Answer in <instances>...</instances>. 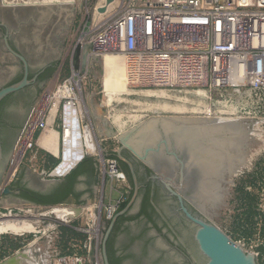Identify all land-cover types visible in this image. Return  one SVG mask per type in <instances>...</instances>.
I'll return each mask as SVG.
<instances>
[{
	"label": "rangeland",
	"instance_id": "374dc122",
	"mask_svg": "<svg viewBox=\"0 0 264 264\" xmlns=\"http://www.w3.org/2000/svg\"><path fill=\"white\" fill-rule=\"evenodd\" d=\"M79 3L81 0H0L1 10H17L19 14H24L27 7L33 6L35 15L42 16L44 23L46 22L48 25L46 33L50 34L52 38L53 36L57 37L59 41L55 48L50 45L55 43L54 41L47 44L48 47L44 54L48 62H55L54 72L39 87L29 108L25 124L40 103L45 90L48 88L54 90L56 85L68 77L72 54L74 67L77 68L79 48H75V42L78 29L90 19V15H85V10L81 9ZM82 75L83 78L79 84L81 90L80 127L83 134L81 141L84 145L83 142L87 143V140L90 139L89 141L96 145V152H87L83 158H92L96 164L93 197L83 206L77 205L73 198L54 206L12 203L1 198L0 211L5 217L11 216L17 221H31L35 229L30 233H0V264L8 263L19 254L24 256L20 264H30V261L32 264H47L55 254L64 256L75 252L85 257L90 254L94 258L98 257L99 250L96 247L102 234L100 228L98 230V221L96 220L98 205L102 193L103 202H108L110 182L108 177H105V181L103 179L102 161L116 160L117 167L130 188L125 191V195L128 197L132 190L128 178V166L117 158V154H120L124 160H127L128 156L133 157V154L127 148L120 151L121 143L117 138L107 137L111 128L116 130L115 125L112 124L115 117H119V121L122 123V130L119 133L128 132L140 123L153 118H189L180 125H174L176 129L170 126L165 128L163 124L166 123L164 122L160 124L158 130L151 123L142 128L141 140L151 144L150 147L154 150L150 154L161 153L166 160H170L173 164L163 172L158 167L157 169L174 180L175 185L186 197V204L196 214L218 228L233 242L243 245L244 250L251 252L257 245V238L264 243V230L259 237L257 232L259 225L255 223L256 213L260 209L259 195L264 185V124L245 121L242 123L239 119L237 121L236 116H233L232 120H225L224 118L229 116L220 113L223 110L217 104L220 98L213 94L211 96L204 95L206 98L197 97L195 94L202 90H186L177 94L166 91L165 87H156L151 81L141 82L138 79L132 83L128 77L127 61L122 57L95 61L87 70L83 71ZM108 89L123 90V92L120 96L107 102L108 96L112 98V95L106 91ZM152 90L161 91L160 93L167 94V97L154 98L142 95L143 91ZM213 117L224 119L225 121H221V123L224 122L226 125L220 127L219 130L210 131L211 128H204L203 123L190 122V120L202 119L208 123L209 118ZM191 123L198 124L200 127L196 126L195 129ZM178 128H189L190 132L195 130V135L199 133L196 136L198 137L196 144L200 145H198L200 150L197 153L203 155L202 160L197 161L199 157H193L192 160L202 164L204 163L203 158H206L205 163L212 164V171L209 170L205 175H200V169L196 167L197 171L190 166L188 171L186 170L189 163L187 164L183 150L177 148L175 143V132ZM53 129L57 131L59 138L58 159L54 162L59 163L64 149L62 127L58 118L55 120ZM20 134L14 147L5 154L4 160L0 164L1 180L14 155ZM85 136L88 138L86 139ZM163 140H166V144L162 142ZM156 149L158 151H155ZM40 153L46 155L44 151ZM32 154H27V160L23 162L24 165L21 169V176L25 170H28L29 176L35 180L32 187L37 189L40 186L38 182L42 177L32 172L28 162ZM36 162L38 167L39 160L37 159ZM181 165H183L182 170L185 175L182 183L179 178ZM102 186H104V192L101 191ZM83 187L86 185L84 184ZM118 198L119 194L114 192L112 200L116 201ZM158 205L165 215L171 217L172 229L181 244L195 256L196 260L202 261L198 257L196 244L193 241L194 230L174 216L176 209L174 203L160 197ZM55 209H64L65 215L68 212H79L73 218L63 221ZM246 226L250 228L248 232L252 235L245 234L243 228L246 229ZM252 227L253 229H251ZM96 229L97 236V232L93 231ZM166 234L172 237L170 232ZM245 236L249 240L244 238ZM85 243L87 244L86 248L83 246ZM133 243L138 244L135 246L134 258H129L131 264H168L165 261V256L162 257V252L168 248L165 236L156 235L150 243L139 239ZM167 258L171 261L180 262L181 260L177 254L169 255ZM96 262L93 259V263L96 264Z\"/></svg>",
	"mask_w": 264,
	"mask_h": 264
},
{
	"label": "built area",
	"instance_id": "2783aa9c",
	"mask_svg": "<svg viewBox=\"0 0 264 264\" xmlns=\"http://www.w3.org/2000/svg\"><path fill=\"white\" fill-rule=\"evenodd\" d=\"M79 5L90 19L78 29L77 68L72 54L68 77L54 90H45L20 134L2 188L17 179L27 154L33 153L28 159L31 163L38 138L57 118L63 134L70 116L68 107L79 108L83 71L106 56L126 59L128 69L134 65L141 82L151 81L177 94L197 89L202 90L195 94L197 97L218 96L217 104L223 109L220 113L229 116L224 119L236 116L237 121L264 124V0H112L108 4L106 0H81ZM54 102L57 108L51 116ZM76 115L81 119L80 108ZM83 158L66 172L56 174L64 160L63 152L60 162L42 179L65 178ZM102 167L104 181L105 177L110 180L109 200L103 208L98 205V223L115 215L126 201L128 189L116 160H103ZM114 192L119 194L116 201L112 200ZM259 196L258 211L264 214V185ZM3 216L0 211V219ZM259 247L264 252V243L257 238L251 252L243 250L264 264ZM92 258L77 252L55 254L47 264H95Z\"/></svg>",
	"mask_w": 264,
	"mask_h": 264
},
{
	"label": "flooded vegetation",
	"instance_id": "af4514ba",
	"mask_svg": "<svg viewBox=\"0 0 264 264\" xmlns=\"http://www.w3.org/2000/svg\"><path fill=\"white\" fill-rule=\"evenodd\" d=\"M26 10L24 14H19L17 10L0 9V91L20 82L25 76L23 62L13 53L24 59L28 81V84L21 90L0 99V145L2 153L0 164L4 160L5 154L14 147L20 132L23 130L29 108L39 87L51 70L55 68V62H48L44 53L49 42H55L50 44L52 48L58 46V38L54 36L52 38L50 34L46 33L48 25L46 22L44 23L42 16L35 15L33 6L27 7ZM127 160L132 166L134 175L133 179L132 171L128 167V178L132 187L131 193L110 220L101 219L99 221L98 230L100 228L102 234L96 247L99 250L98 257L95 256L93 259L97 261V264H104L102 257L103 239L108 232L104 242L108 264H131L129 258H134L135 246L138 244L133 243V241L139 239L145 243H150L156 235L166 238L168 248L162 252V257L165 256V261L168 264H180L181 262L182 264H205L207 260L200 253L197 245L198 257L202 261L196 260L195 256L181 244L172 229L171 217L165 215L158 205L160 197L169 199L174 203L176 206L174 216L180 219L182 223L191 226L194 233L197 226L181 212L176 199L170 196L159 182L152 180L155 173L150 166L134 156H128ZM125 165L127 166V164ZM21 171L17 179L5 187L9 188L10 195L2 194L4 188L1 187L2 180L0 179V199L12 203L33 204L30 199L35 198L33 193H37L36 189L32 187L35 180L29 176L28 170H25L22 176ZM78 181L79 183L74 187V192L79 194L76 203L83 206L93 197L95 178H89L85 175L80 177ZM84 184L86 185L85 189L80 190V186ZM135 188H137V193L131 202ZM128 189L130 188L128 187ZM99 203L103 208L105 203L102 197ZM185 206L194 216H199L186 202ZM168 232L172 234V237L167 236L166 233ZM173 254L179 255L182 261H171L167 258Z\"/></svg>",
	"mask_w": 264,
	"mask_h": 264
},
{
	"label": "bare ground",
	"instance_id": "6f19581e",
	"mask_svg": "<svg viewBox=\"0 0 264 264\" xmlns=\"http://www.w3.org/2000/svg\"><path fill=\"white\" fill-rule=\"evenodd\" d=\"M108 58H117V57L106 56L103 59V61L108 59ZM141 65L142 64H139V67H141ZM136 73L138 74L134 65L129 67L128 77H129V81H131L132 83L137 80V78L135 76ZM106 91L109 93V95L110 94L112 95V98L108 96L107 102L112 101L114 99V97L120 96V94H122V92H123V90H112V89H108ZM125 91H127V90H125ZM160 92L161 91H158V90L143 91L142 95L148 96V97H154V98H165V97H167V94H163ZM127 93H128V91H127ZM123 94H125V93H123ZM80 100H81V97H80ZM56 104L57 103L54 102V104L50 108L51 116H54V114L56 112V108H57ZM78 110H79V108L77 105H75V106L70 105L67 109V114H70V116H69V121L67 120L68 122L66 123V126H65L64 131H63L64 160H63L61 167L57 169L56 174H62L64 172H66L77 161L82 159L87 152H91V153L96 152V145L92 141L90 142L89 141L90 139L87 140L88 141L87 143L83 142L84 145L82 144L81 138H83V134L81 132L80 119L78 120L77 115H76V111H78ZM173 110H175V109H173ZM225 120H227V119H225ZM225 120L213 117L212 119L209 118L208 123H205L206 120H202V119H196L194 121L190 120V122H192V123H199V122L203 123L202 126H204V128L208 127V128H211V129H209L210 131L211 130L213 131V130H219L220 127L225 126L226 124H224V122L221 123V121H225ZM183 121H185V120H183ZM210 122H213V123L210 124ZM112 124L115 125L117 133H119L122 130V123L119 121V117H115L112 121ZM214 124H216V125H214ZM163 125L165 126V128L170 126L171 128L176 129V127L174 125H170V124H163ZM196 126L200 127V125H198V124L197 125L195 124L192 127H194L196 129ZM189 128H187V129L178 128L177 129V131L175 132V135H176L175 143L177 144V148L179 147L180 150H183L187 164L189 163V165L186 164L187 165L186 170L188 171L189 166L192 167L193 169L196 167L197 169H200V171H199L201 173L200 175H205V173L208 172L209 170H211V171L213 170L212 164L205 163L207 161L206 158H203L204 163H202V164H199L197 162L199 159L202 160V156H203V155H201V153L200 154L197 153L198 150H200L198 148L199 144L198 145L196 144L197 143L196 140L198 138L196 136L199 133H197V131H196L197 135H195V133H194L195 130H194V132H190V131H188ZM190 130H191V128H190ZM157 132H159V131H157ZM151 135L153 136V134H151ZM206 136H207V134H206ZM85 138L87 139L88 137L85 136ZM58 141H59V138H58L57 131H55L52 128H49L46 130L45 135H43V137L41 138L40 145L43 148L50 151L51 153L57 155L58 151H59ZM193 157L194 158L199 157V158H197V161H193L192 160V159H194ZM148 159L156 167H158L162 172L166 169L168 170V168L171 167V165L173 166L172 162L170 160H166L161 155V153L157 154V155H151L150 154L148 156ZM201 165H203V166H201ZM197 169H196V171H197ZM192 175H194V174H192ZM68 211H71V210H68ZM55 212L58 213L59 217L62 218L63 221H66L68 218H73L74 216H76L79 211L78 212H71V213L68 212V214H66V215L64 214V209H55ZM95 212H97V211L95 210ZM23 220H25V219H23ZM34 229H35L34 225L31 223V221H17L16 218L11 217V216H8V217L3 216V218L0 219V233H11V234L30 233V232H33ZM23 257H24L23 254L16 255L12 260L8 261V263H6V264H20V262L23 260Z\"/></svg>",
	"mask_w": 264,
	"mask_h": 264
},
{
	"label": "water",
	"instance_id": "95a60500",
	"mask_svg": "<svg viewBox=\"0 0 264 264\" xmlns=\"http://www.w3.org/2000/svg\"><path fill=\"white\" fill-rule=\"evenodd\" d=\"M111 1L112 0H106V3L108 4ZM102 11L103 10L101 9L100 12ZM13 54L17 56L23 62L24 67H25V76L20 82L2 89L0 91V99H2L4 96L10 93H14L18 90H21L23 87H25L28 84V81L26 78V63L21 56L15 53ZM187 119L189 118H186V119L185 118L183 119L182 118H160V119L153 118V119H149L145 122L140 123L138 126H135L133 129L125 133H117L115 129L111 128L109 132L107 133V137L117 138L121 143L120 151L122 149L127 148L133 154L134 157H136L137 159L143 161L148 166H150L155 173V175L152 177V180L159 182L165 188V190L169 193V195L176 199L181 212L185 215V217L190 222H192L194 225L197 226L196 231L194 233V241L200 253L207 260L205 264H258L253 254L245 252L239 244L230 240L223 232H221L215 226L207 223L202 217L194 216L191 212H189V210L185 206L186 197L184 196L183 192L175 185L174 180L171 177L166 176L164 173L160 172L157 169V167L152 162H150L148 159L150 152L154 150L153 148L150 147L151 144L141 140L140 134H141L142 128H144V126H146L147 124L151 123L155 125L156 129L158 130L160 129V124L162 122L166 124L168 123L170 125H180L183 123V120H187ZM143 142L144 144L142 145ZM162 142L166 144V140H163ZM155 151H158V149H156ZM117 155H118L117 158L120 161L127 164V166L132 171L131 164L127 160H124L123 158H121L120 154H117ZM1 158H2V153H1V145H0V161H1ZM182 168H183V165H181V171H179V178H180L181 183L184 182V179H185L184 178L185 175H183ZM132 176L134 179L133 171H132ZM59 180L60 179H51L48 181L43 180L39 188L36 189V191L39 193H46V187L56 182H59ZM136 193H137V188H135L133 192L131 202L134 200ZM2 194L7 196V195H10L11 192L9 188H4L2 191ZM21 204H24V203H21ZM31 205H35V204H31ZM107 234L108 232L106 233L103 239L102 257H103L104 264H108L105 251H104V242L106 240Z\"/></svg>",
	"mask_w": 264,
	"mask_h": 264
},
{
	"label": "trees",
	"instance_id": "16d2710c",
	"mask_svg": "<svg viewBox=\"0 0 264 264\" xmlns=\"http://www.w3.org/2000/svg\"><path fill=\"white\" fill-rule=\"evenodd\" d=\"M54 72V69L51 70L49 75L46 77L48 79L52 73ZM45 79V80H46ZM87 176L89 178H95L96 177V164L95 161L92 158H85L83 159L65 178H63L57 185V187L50 193H33L35 195V198L30 199L33 204L38 206H54L61 204L62 202L68 200L69 198H73L76 202V200L79 197V194H76L74 192V187L77 183H79L78 179L83 176ZM257 219L255 221L256 225H259V228L257 229L259 237L262 234V231L264 230V214L259 212L256 213ZM250 228L246 226V229L243 228V231H245L247 236L252 235L250 232H248ZM253 229V227L251 228ZM245 236L244 238H249ZM259 251L263 252V249L259 247Z\"/></svg>",
	"mask_w": 264,
	"mask_h": 264
},
{
	"label": "crops",
	"instance_id": "0c3cea01",
	"mask_svg": "<svg viewBox=\"0 0 264 264\" xmlns=\"http://www.w3.org/2000/svg\"><path fill=\"white\" fill-rule=\"evenodd\" d=\"M49 128H52L51 126H48L47 129ZM45 129L40 137L38 138L37 142H36V153H35V157H32L30 160H31V163H30V167L32 169V172L37 174L39 177H42V175L44 174H47L49 172L52 171V169L56 166L57 162H54L56 159H58L57 155L51 153L50 151H48L47 149L43 148L41 145H40V140L41 138L43 137V135H45L46 133V130ZM45 152L46 155H43L42 153L40 152ZM39 160V165L37 167V162L36 160ZM45 181H48V179H44ZM62 179L59 180V182L61 181ZM43 181V179L41 178L39 180V185L41 184V182ZM44 181V182H45ZM59 182H56L54 184H51L49 186L46 187V193H50L52 192L58 185ZM81 189L80 190H84L85 188L82 186L80 187ZM30 264H32V262L30 261Z\"/></svg>",
	"mask_w": 264,
	"mask_h": 264
}]
</instances>
